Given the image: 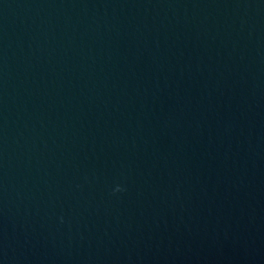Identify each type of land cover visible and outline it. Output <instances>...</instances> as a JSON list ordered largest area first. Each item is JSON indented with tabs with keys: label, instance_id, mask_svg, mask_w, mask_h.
I'll use <instances>...</instances> for the list:
<instances>
[{
	"label": "water",
	"instance_id": "water-1",
	"mask_svg": "<svg viewBox=\"0 0 264 264\" xmlns=\"http://www.w3.org/2000/svg\"><path fill=\"white\" fill-rule=\"evenodd\" d=\"M0 264H264V0H0Z\"/></svg>",
	"mask_w": 264,
	"mask_h": 264
},
{
	"label": "clouds",
	"instance_id": "clouds-1",
	"mask_svg": "<svg viewBox=\"0 0 264 264\" xmlns=\"http://www.w3.org/2000/svg\"><path fill=\"white\" fill-rule=\"evenodd\" d=\"M121 189L119 188V187H117L116 189H115V191H120Z\"/></svg>",
	"mask_w": 264,
	"mask_h": 264
}]
</instances>
